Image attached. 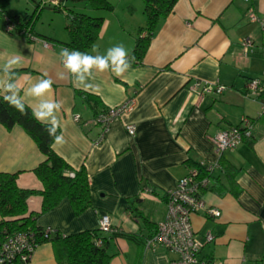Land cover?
Instances as JSON below:
<instances>
[{"label":"crops","instance_id":"crops-1","mask_svg":"<svg viewBox=\"0 0 264 264\" xmlns=\"http://www.w3.org/2000/svg\"><path fill=\"white\" fill-rule=\"evenodd\" d=\"M106 1L111 8L68 1L66 7L102 18L93 44L101 53L118 43L131 52L136 38L145 34L140 31L146 23L143 2ZM2 2L9 16H24L21 10L8 12L10 0ZM249 4L264 11V0ZM46 5L53 8L45 9ZM247 6L244 0H177L151 32L128 80L111 73L97 75L101 93L92 94L95 100L83 99L70 80L57 78L62 70L59 51L69 48L64 11L41 3L36 15L41 16L43 8L60 12L64 31L57 34L54 15H49L45 28L33 21L34 36L26 38L5 29L0 9V55L24 57V67L17 69L19 77L47 73L54 80V97L63 102L60 132L66 143L52 149L73 169L84 167L88 177L90 205L86 209L76 214L63 199L36 218L38 226L69 235L98 229L100 216L107 214L114 229L136 237L103 233L110 237L108 264H169L177 258L173 251L145 244L165 217L166 194L196 164L217 162L220 167L213 176L225 192L204 190L205 208L191 215L194 233L204 244L198 258L225 264L264 263V114L260 100L246 91L249 79L264 81V45L259 27L244 16ZM247 39L252 46L244 51ZM195 80L217 81L227 89L198 97L187 89ZM128 98L134 100L132 109L112 119L105 131L102 123L93 122L101 109L119 107ZM75 114L79 121L74 120ZM242 117L253 121L252 136L235 150L217 155L215 135L237 126ZM128 124L135 127L133 135L126 130ZM44 158L20 126L8 130L0 124V172L17 173L18 187L42 190L33 170ZM41 206V195L28 197L29 212L39 213ZM211 208L219 211L217 217L208 214ZM208 233L213 239L206 242ZM29 264L60 263L52 244L44 242L34 249Z\"/></svg>","mask_w":264,"mask_h":264},{"label":"trees","instance_id":"trees-1","mask_svg":"<svg viewBox=\"0 0 264 264\" xmlns=\"http://www.w3.org/2000/svg\"><path fill=\"white\" fill-rule=\"evenodd\" d=\"M67 1L71 4L89 2L94 8L104 9L111 8V4L106 0H65L61 6H54L55 9L65 12V28L69 35V41L65 43L66 46L70 49L89 52L98 37L103 20L72 7H66ZM176 1L142 0L146 23L140 31L141 33L145 32V34L136 38L134 47L130 52L135 56L134 64L142 59L151 32L157 23L171 12ZM31 2L34 4L32 14L9 16L5 13L4 2L0 0V9L3 11L4 17H8L14 27L10 31L11 34L24 35L26 38L27 35H33L32 23L36 12L40 9L41 0H31ZM76 93L85 100L96 99L90 93L80 90H76ZM257 99L264 102V93L258 95ZM0 124L8 130L16 125L20 126L45 157L33 170L42 183L43 188L40 191L18 187L16 183L17 173L0 172V244L9 237L23 234L28 237V241L34 249L41 243L50 242L60 264H108L110 255L107 252V243L110 237L136 238L117 230L109 232L110 237H105L99 228L63 235L56 229L47 232L46 227L38 226L36 218L52 210L63 199L69 201L76 214L90 205V189L86 170L84 167L77 170L73 169L52 149V137L48 135L45 126L32 117L30 109H27V115H21L0 97ZM195 167L198 168L199 176L208 178V183L202 191L211 190L220 195L225 192V188L222 187L220 180L213 176V172L207 173L205 171L207 169L200 164H196ZM71 173L75 174L74 178ZM34 194L42 196V206L39 213L28 211L27 199ZM155 232L156 229L153 234ZM97 239L101 240L100 245L96 244ZM23 255H27V251L13 253L1 264H29L31 256H26V260H22Z\"/></svg>","mask_w":264,"mask_h":264},{"label":"built area","instance_id":"built-area-1","mask_svg":"<svg viewBox=\"0 0 264 264\" xmlns=\"http://www.w3.org/2000/svg\"><path fill=\"white\" fill-rule=\"evenodd\" d=\"M65 0H41L42 4H51L53 6H61ZM244 12V16L250 23H255L260 30L261 43L264 45V11L258 12L249 4ZM5 29L7 31L13 30V24L9 21L8 17H4ZM32 38V37H30ZM44 45H48L44 42ZM252 46L250 40L244 41V51L249 50ZM187 89L198 97L208 94L219 95L227 89L226 85L215 82H203L195 80L187 86ZM247 94L257 98L258 95L264 93V81L260 78H251L246 85ZM134 105L133 98H128L122 105L115 108L101 109L93 119L94 123H102L104 131L112 119L118 117L122 113L132 109ZM261 114H264V102H261ZM75 121H79L78 114L73 116ZM86 124V123H84ZM252 120L248 117H242L237 126H232L226 129H221L214 137V152L221 155L226 150H235L244 139L252 136ZM126 130L130 135L135 132L133 124L126 125ZM101 141V137L98 142ZM207 170V173L213 172L216 168L220 167L219 163H200ZM72 174V173H71ZM208 178L206 176H199L197 167H192L188 173L180 178L175 187L168 191L166 195V214L163 220L157 223L156 232L146 239L147 246L160 244L163 247L173 251L177 258L170 261L169 264H225L223 261L199 259L198 254L203 247V243L196 237L192 222L191 215L199 209L205 208V203L202 198V190L207 185ZM208 214L217 217L219 211L217 209H208ZM104 224L102 228L100 225ZM98 228L103 233L116 231L111 224L109 215L102 214L99 218ZM47 232L52 231V227H46ZM212 234L205 235V241H211ZM96 244L100 245L101 240L97 239ZM27 251V255L22 256V260H26V256L30 257L34 251V247L28 241V237L23 234H17L7 238L0 244V264L11 256L13 253ZM264 264V263H261Z\"/></svg>","mask_w":264,"mask_h":264},{"label":"clouds","instance_id":"clouds-1","mask_svg":"<svg viewBox=\"0 0 264 264\" xmlns=\"http://www.w3.org/2000/svg\"><path fill=\"white\" fill-rule=\"evenodd\" d=\"M59 61L62 65V70L57 73L59 80H70L78 90L100 94L97 75L111 73L118 79L128 80L135 56L122 43H118L103 53L95 45L91 53L61 48ZM24 64L25 59L20 54L0 55V97L21 115H27V109H30L32 117L44 125L52 137V147L61 148L66 143L65 136L60 132L62 122L59 114L63 102L54 97V80L47 73L36 78L30 75L19 77L17 69L24 67ZM74 175L71 174L73 178ZM100 226L103 228L104 224Z\"/></svg>","mask_w":264,"mask_h":264},{"label":"rangeland","instance_id":"rangeland-1","mask_svg":"<svg viewBox=\"0 0 264 264\" xmlns=\"http://www.w3.org/2000/svg\"><path fill=\"white\" fill-rule=\"evenodd\" d=\"M39 1V0H38ZM8 12L9 13H14V12H18V10H21V14L25 15V14H32L33 13V4L30 0H10L9 4H8ZM47 7V8H45ZM45 9H51L53 8L52 6L46 5L44 6ZM44 8L42 9V14L41 16L36 15L35 19H34V23H38L37 25H43V27H46L47 24V18L49 17V15H54V25H57L58 27V31L57 34H60L64 31L62 23L60 22L61 20H63V17L61 16L60 12H55L54 10H44ZM54 13V14H51ZM63 29V31H62Z\"/></svg>","mask_w":264,"mask_h":264}]
</instances>
